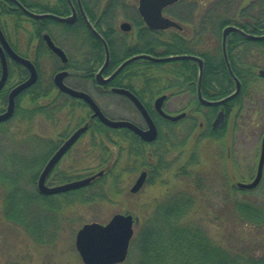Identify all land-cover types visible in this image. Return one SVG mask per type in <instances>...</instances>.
Instances as JSON below:
<instances>
[{"label":"rangeland","instance_id":"obj_1","mask_svg":"<svg viewBox=\"0 0 264 264\" xmlns=\"http://www.w3.org/2000/svg\"><path fill=\"white\" fill-rule=\"evenodd\" d=\"M107 1L103 0V6ZM249 2L251 0H245L242 4L247 5ZM116 4L120 6H116L113 10L112 17L109 18V25L117 30L119 36H127V41L131 40L135 29L133 34L124 35L120 30V24L125 21L134 24L137 17L135 12L139 6L138 0H121ZM171 11H173L172 8ZM7 19V21L6 18L5 21H0V24H3L7 31L13 32L14 23L11 21L12 19ZM22 21L24 28H31L30 22L24 19ZM22 30L18 34L21 38L20 49L29 53L30 51L27 49L29 37ZM12 36L15 41L14 35ZM259 54V60H262L260 63L263 64L264 55L260 52ZM30 57H32L31 52ZM43 63L44 71H49L52 65L50 53ZM167 67L157 68L164 70ZM260 69L264 70V66H261ZM260 69H258V74ZM16 78L14 80L12 77L10 83L17 84L19 81ZM90 89H92L93 97L98 99L101 108L111 117H130L138 125L144 124L140 114L129 103L121 101L120 96L107 95L106 97L95 89L91 87ZM248 92L241 102L232 103L230 115L227 116L225 112L226 135L222 140L208 138V126L204 125V112L193 113L197 120L192 118L191 125H195V127L192 130L191 126V133L188 131L185 133L187 128L175 129L174 134L170 135L172 138L169 144L172 145L168 146V150L171 149L165 158L166 167L157 174L154 173L151 180L138 194H131L130 189L139 175V166L133 164L134 157H128L124 149L126 147L124 139H115L114 136L110 138L108 145L114 147L116 154L121 151L119 159L115 158L119 160L117 166L106 175L101 185H96L90 191L71 193V195L60 194V196L42 197L40 200H34L31 214L34 219L36 218L34 225L38 230L34 236L28 233L25 228L8 222L4 218L1 197L3 189H0V264H83L76 249L75 240L77 231L84 224L93 222L106 224L115 214H131L136 221L134 225L135 238L139 229H142L148 222L156 203L185 188H192L194 191V181L197 175L205 177L208 187L202 192H197V203L185 216L186 221L194 225H201L207 229L212 238L227 247L238 246L242 243L247 245L248 242L258 241V239L262 242L264 229L257 230L238 223L231 215L230 206L222 202L227 184L235 186L237 182H251L256 175L261 141L264 135V77L257 76V80L252 83ZM193 98L194 95L190 93L180 94L179 97L172 100L174 102L172 106V101H169L166 106L171 109L172 113L180 112V110L194 106ZM19 107L28 109L32 107V104L29 101H22ZM83 114L86 112L78 109L77 112L65 111L57 116V121L55 120L54 123L44 120L41 115H33L30 121L15 116L4 126L6 134H3V140L0 142V159H4L6 156L11 158L15 154L19 157L31 156L30 141L26 144L23 138L28 139L33 135L40 134L56 140L60 133L65 131L67 125H75L76 120ZM201 123L202 125H200ZM92 136L93 132L88 133L78 145L80 151L82 148H85L86 151V155H81L79 161L84 172L91 170L99 172L102 169L100 152L93 151ZM145 149L146 157L156 150L149 147ZM74 156V154L69 155L63 159L58 170L62 171V169L75 165ZM148 160L151 161L150 158ZM157 161L158 159H152L153 167ZM114 162L115 160H113ZM184 166L185 170L189 172L188 175H184ZM28 176L31 178V174ZM49 184L58 186L60 183L51 182ZM260 184L259 188L250 190L246 196L241 193L239 195L245 201L264 203V177ZM30 185L29 191L32 189L35 192L36 184ZM101 191L106 197L99 199L98 194ZM90 196L91 198H89Z\"/></svg>","mask_w":264,"mask_h":264},{"label":"trees","instance_id":"obj_2","mask_svg":"<svg viewBox=\"0 0 264 264\" xmlns=\"http://www.w3.org/2000/svg\"><path fill=\"white\" fill-rule=\"evenodd\" d=\"M22 1L31 4V6L33 5L31 0ZM119 1L121 0H108L103 6V0H84V5L88 9L90 17L97 18L98 13L102 14L103 18L99 27L102 29L111 28L110 31H112L114 27L109 25V18L112 17L115 7L120 6L116 4ZM242 2H245V0L240 2L238 0H180L174 6L167 8L165 13L182 24V31L171 29L165 30V32H153L144 27L142 23L140 24L135 18V25L140 30L135 49L130 47L127 50L128 46L125 45L127 46L126 55L147 52L151 55L164 56L187 53L200 56L205 63L202 82L204 93L216 99L227 96L234 89L235 82H233L223 58V29L227 25H234L247 33L250 32L257 35L264 33V0H251L247 5L242 4ZM62 3H64V0H56V3L51 1L50 4L44 6V3L40 1L37 7L40 9L46 8L48 12L52 11L62 16L68 12V8ZM171 8L173 11H171ZM142 25L143 27H141ZM20 27L24 28L23 21H21ZM62 27H65V25L58 24L54 20H48V29L51 28L52 30L53 28L56 30ZM27 35H30L29 31H27ZM107 35L108 33L105 34V37L110 38ZM227 41L229 62H231L233 72L242 82L241 94L233 99L230 104H227L228 108L233 102H241L246 93H249L248 90L252 83L257 80V76H260L258 69L264 66V63H260L262 60H259V52L264 55V40H247L240 34L231 33ZM11 42L13 47L23 54L24 57H30V52L20 49L21 41L19 39ZM29 43L28 40L27 49L29 48ZM41 49H43V42L40 43ZM48 54L49 52L46 51L40 52V55L46 56V58ZM116 63L115 61L113 62L114 65ZM168 65L176 79H184V83L188 87H190L192 80L197 79L198 66L191 60H177L157 64L146 61L145 63L127 66L116 79L114 86L130 87L135 90L139 84L148 83L157 96L163 91L165 82L164 70L157 67ZM38 66L40 67L39 62ZM138 66L148 67L147 73L132 72ZM10 68L11 70L16 69L17 79L24 81L28 76V72L23 67L15 65L14 62L10 63ZM52 74L53 70L51 67L49 74H41L39 82L18 98L16 117L20 116L25 121H30L33 115H41L46 119L47 117L49 119L57 117L56 102H46V98L51 95L55 96ZM213 82L217 85L216 90H213ZM22 101H29L32 107L28 109L19 107ZM5 103L6 99H1L0 110L6 105ZM215 112L204 113V125L208 126V138L222 140L226 135V124L224 123L219 130L212 129L211 119ZM225 112L227 116L230 115V110H225ZM5 124L7 125L8 123ZM5 124H0V142L3 140V134H6L4 130ZM194 127L195 125L192 126V130ZM109 134H112V136H109ZM95 135H101L106 138V140L99 142L97 140V143L93 145L96 151L100 152V166L102 167L115 160L112 166V168H115L119 163L118 159L121 151L116 154L113 150L114 147L108 145V142L113 136L115 139H121L122 135L120 132L114 133L111 130H101ZM160 137V140L156 143V150L152 153L153 160L158 159L154 166L157 173L166 167L165 158L170 153L171 148L169 150L168 148L172 145L168 141H164L162 135ZM28 139H26L27 142ZM126 139L131 143L128 157H134L133 164L139 166L142 159H146L145 161L148 163L149 158L148 156L146 157L145 148L142 146L141 141L132 133ZM30 169V158L28 156H20L19 159L13 156L11 158L6 156L4 159H0V189H3L1 197L4 218L8 222L20 225V227L25 228L28 233L34 236L38 230L34 225L36 218H33L31 208L33 203L36 200H40L41 197H36L32 189L29 191V185L34 184L33 179L28 176V174H31ZM185 169L184 166V175H188L189 172ZM196 177L194 181L195 192L192 188H185L166 196L164 200H159L156 203L154 212L149 216L148 222L144 224L142 229H139V232L133 238L129 250L130 255L123 264H264V243H262L264 240L261 242L258 239V241H251L252 243L248 242L247 245L242 243L238 244V246L227 247L212 238L207 229L201 225H194L186 221L185 216L197 203V192H202L208 187L205 177L202 178L198 175ZM102 180L104 179H101V182ZM101 182H99L100 185ZM103 193L102 191L99 192V199L106 197ZM239 193L246 196L250 192L248 190H240L236 185L227 184V190L225 195H223L222 202L230 206L231 215L238 223L257 230L264 229V203L245 201Z\"/></svg>","mask_w":264,"mask_h":264},{"label":"flooded vegetation","instance_id":"obj_3","mask_svg":"<svg viewBox=\"0 0 264 264\" xmlns=\"http://www.w3.org/2000/svg\"><path fill=\"white\" fill-rule=\"evenodd\" d=\"M19 1L24 7H26L29 11L31 10V12L33 13H37V14H45V13H53L58 17H71L73 14V11L75 10V15H74V21L70 24V23H66V22H59L56 19H49V18H44V19H38V18H33L31 16H29L27 13H25L19 6L18 4L13 1V0H0V21H6L9 19H12L11 21H13L14 25H13V32L11 31H7L6 27L3 24H0V30L1 32H3L5 38L7 39V41L9 42L10 46L13 48L14 52L18 53L19 55L23 56V54L19 53L12 45L13 41V36L15 37V41L17 39H19L21 41V38L18 36L19 31H21V27H20V23L22 21V19H24L25 21H28L31 23V28H23L22 31H25L27 33V31H29L30 35L28 36L29 38V51L32 53V57H25L27 59H29L36 67V70L38 72V80L36 81L35 84H33L31 87H29L28 89H26L25 91H23L22 93H20L16 99H15V113L17 110V102H18V98L24 94V92H27L28 90H30L32 87H34L40 79L41 74L45 75V74H49V71H44L43 69V62L44 60H47L46 56H41L40 52L42 51H46L49 52L51 55V60H52V65H53V74H52V82L54 85V92H55V96L51 95L48 98H46V102H51V103H55L56 102V111H57V116H59V114L64 113L65 111L67 112H77L78 110H82L85 111L86 114H83L82 116H80L81 118H76L77 122L75 125H67V128L65 129V131L63 133H60L59 137L54 140L52 138L49 137H45L42 136L40 134H36L31 136L28 141H30V146H31V156L29 155L28 158H30V172H31V179H33L34 184H36V190H35V194L36 197H51V196H60L61 195H71V193H81V192H87L90 191L91 188L95 187L96 185L99 184V182H101V179H105L106 175H108L111 170H112V166L114 165L113 161L112 163L109 162V164L103 165L100 169L99 172H95L93 170L89 171V172H84L81 168V163L80 161V156L81 155H86V151L85 148H82L81 151L79 150L80 147L78 148V145L80 143V140L85 137L86 135H88V133H92L93 132V136H92V146L94 144L97 143L99 141H103L106 140L105 137L99 135H95L96 133H98V131L101 130H106V131H116V132H120L121 139L125 140V146L124 149L126 150L127 154L130 151V142H128V139H126V137L129 136L130 133H132L136 138H138V140L141 141V144L144 148L149 147L154 149L156 147V143L160 140V136L162 135L164 137L165 141H168L170 143L171 140V136L172 134H174L175 129L181 127L182 128H187V130L185 131V133L188 131L190 133L191 131V121L192 118L197 120V118L195 117V115H193V113H200V112H211V111H216L215 115L212 117L211 119V124H212V129L213 130H218L220 129L214 128V124L213 122L215 121V119L218 116V113L221 110H231V106H229L227 108V104H230V102L221 105V106H205L202 104H199L198 102V94H197V90H198V78H199V73L197 76L196 80H192L190 82V87L187 86V84L184 83V79L181 78H177L176 76L173 75V73L171 72V68L168 65L167 69L164 68V73L163 75L165 76V82H164V86H163V91L161 93H159L157 96L154 94V90L152 89V87L148 84H139L137 87V89L132 90L130 87H116L114 86V83L116 81V79L118 78L119 75L122 74V72L126 69H123L120 73H118L116 75V77H114L112 80H110L109 82H106V84H102L99 82V78L97 77L98 73L103 69V66L107 60V51H106V47L104 46L103 42L95 35V33L90 29V27H88L87 22H86V18L85 16L88 18L90 24L92 27H95V29L97 30V32L105 39L106 41V45L107 47H109V62L106 65V69L102 72L101 78L106 80V78H108L110 75H112L116 69L118 68V66L123 63L124 61H126V59L131 58L133 56H135L136 54H149V53H136V54H132V55H126V51L128 49H130V47H132V49H135V44L138 38V33L140 28H137V26L133 23H129L132 28L130 31H125L122 29V24H120V30L124 35H127L128 33L133 34V31L135 29L134 34L131 37V40H126L127 36H118L117 34V30H112L110 31V29L108 28H101L99 27V24L103 18L101 13L97 14V18H92L90 17V15L88 14V9L87 7H85L84 5V0H70V2L68 0H64V3H62V5H64L66 8H68V12L65 15H58L54 12H48L46 8H38L37 5L40 3V1L42 3H44V6H46V4H50V2L53 0H31L33 5L31 6V4H28L26 2H23L22 0H17ZM54 3H56V0H54ZM83 11H82V9ZM167 9V8H166ZM165 9V10H166ZM84 12V14H83ZM137 17L136 20L141 24L144 25V27H147V25H145L142 16L139 14V11L137 10V12H135ZM164 15H167V13H165L164 11ZM168 16V15H167ZM169 18H171L170 16H168ZM172 20H174L173 18H171ZM48 20H54L56 21L58 24H63L65 25V27L62 28H58L56 30H54L52 28L48 29ZM175 21V20H174ZM143 25L141 27H143ZM148 28V27H147ZM149 29V28H148ZM174 28H169V29H165V30H171ZM165 30H155V31H162L165 32ZM176 30V29H174ZM153 31V32H155ZM108 33L107 36L105 37V34ZM259 34H264V33H259ZM45 35H48L50 37V39L55 43V45L59 48L62 49V51L65 52L66 55V59L67 61H63L54 51L50 50L46 40H45ZM257 35V34H255ZM228 39V38H227ZM43 42V49L40 50V43ZM112 43V44H111ZM127 45V46H125ZM127 48V50H126ZM189 54V53H187ZM151 55V54H149ZM171 55H176V54H171ZM192 55V54H190ZM152 56H164V55H152ZM195 56V55H193ZM7 57V64H8V77L6 80L5 85H3V88L0 90V102L1 99H6V105H5V110H4V106L3 108L0 110V114H5L7 107H8V103H9V97L10 94L12 92V90L18 86L21 83H24L29 77H30V71L27 67L17 63L15 60H13L8 54H6ZM24 57V56H23ZM167 57V56H164ZM198 57V56H196ZM200 57V56H199ZM202 58V57H200ZM190 60V59H188ZM203 60V58H202ZM115 61V65L113 64V62ZM146 61L152 62L148 59H138L128 65H136L139 63H145ZM192 61V60H191ZM14 62L15 65H17L18 67H23L26 72H28V76L23 80L18 79V83L17 84H13L10 83V79L11 76L14 77V80L16 78V69L11 70L10 68V63ZM38 62L40 63V67L38 66ZM167 62H171V61H167ZM194 62V61H193ZM154 63V62H152ZM157 63H163V62H157ZM155 63V64H157ZM196 63V62H194ZM204 63V61H203ZM198 66V71H199V64L196 63ZM51 65V67H52ZM205 66V63H204ZM39 67V68H38ZM147 69L148 67H144V66H138L136 67V69H133L132 72H138L141 74H146L147 73ZM41 70V72H40ZM67 72V75L65 76L64 80V84L66 86H68L69 88H71L72 90H77L83 93H87L92 99H94L95 103L99 106V108L102 110V112L104 113V115L112 120H126V121H131L132 123H134L138 128H142L143 130H148L150 127L148 126V123L145 119V117L142 116L139 108H137L135 106V104L133 103V101L130 98H127L125 95L120 94V93H116L114 91V89L117 88H123V89H128L130 92L133 93V95L137 98H139V100L141 101V103L143 104V106L146 108L148 114L150 115V117H152V120L155 124V127H157V131H158V135H157V139L153 140V141H146L145 139L141 138V136L137 135L134 133V131H132L131 129H127V128H112V127H107L104 123H102L101 120H99L98 118L94 117L93 115V110H91L89 103L84 100L83 98L80 97H73L72 95H70L69 93H67L66 91H61L59 89V87L56 84L55 81V76L59 73H64ZM204 72V69H203ZM2 64H1V60H0V79L2 77ZM204 78V75H203ZM203 78L201 81V84L203 82ZM17 79V78H16ZM234 82V81H233ZM95 89V91H97L99 94L101 95H105L107 97V95H111V96H120L121 101H125L127 104L129 103L136 111L138 114H140L141 118H143L144 124L143 125H138L137 123L134 122L133 118H126V117H118V118H113L111 117L109 114H107L100 106L98 99H95L92 95V89ZM217 85L216 83L213 82V90H216ZM235 88V86H234ZM234 90V89H233ZM232 90V91H233ZM231 91V92H232ZM193 94L194 98L193 101L195 102L194 106L187 108L185 110H180V112H170L171 109L167 108L166 104L169 103V101H172L174 98L179 97L180 94ZM201 93L203 94V97L206 98L207 100H219L216 99L215 97H209L207 96L204 91H203V84L201 85ZM161 96H166L164 102L162 103V109L163 111L167 114V115H172V116H178L180 114H185L183 117H181L178 120H174V119H168L167 117L163 116L155 107V102L157 101V99H159V97ZM173 101L171 102V106L173 105ZM4 110V111H3ZM15 113L13 115L12 118H10L9 120L5 121V122H1L0 124H5L10 122L14 117H15ZM42 117V116H41ZM44 120L46 121H50L52 123H54V121H57V117L54 119H49L47 117L44 118L42 117ZM59 118V117H58ZM204 118H205V114H204ZM81 121V122H80ZM95 122V123H93ZM96 125V127H95ZM202 125V123L200 124ZM92 126H94L92 128ZM83 127H87L85 132L82 133L78 139L76 140V142H74L73 144H71L68 149L65 151L64 155L59 159V161L55 164L54 168L50 171V173L47 175L46 179H45V185L48 187H54L57 185H51L49 183L51 182H57L60 183L59 185H67L70 184L72 182H77L80 181L81 179H86V178H90L92 176L98 175L101 171L103 172V174L101 176H97L96 178L91 180V183L87 186H83L81 188L78 189H70V191H65L64 193H58V194H51V195H44L40 192L39 188H38V182L40 180L41 174L44 170V168L47 166V164L49 163V161L55 156V154L66 144L68 143V140L75 135L78 132V129L83 128ZM222 127V126H221ZM95 128V129H94ZM166 135V136H164ZM171 135V136H170ZM109 136H112V134ZM97 137V138H96ZM25 139V143L27 144V138H23ZM21 143V141H20ZM24 146V144H23ZM111 147V146H110ZM96 149L93 147V151H95ZM114 150V148H113ZM146 150V149H145ZM261 152V149H260ZM153 152H151L148 155V158H150L151 161H149L148 163H146V159H142L141 163L139 165V175L138 177L145 172L146 173V182L144 184V186L151 180L152 175L157 172H155V168L152 166V159H153ZM75 155L73 158V162H75V165H71L69 168L66 169H62V171L58 170V166L60 164V162H62L63 159L67 158L69 155ZM261 155V153H260ZM14 158H18L19 159V155H12ZM84 159V158H82ZM259 164V163H258ZM80 169V171H79ZM257 169H258V165H257ZM257 171V170H256ZM138 177H136L135 182L137 181ZM143 186V187H144ZM142 187V188H143ZM142 191V189H141ZM140 191V192H141ZM139 192V193H140ZM131 193V192H130ZM133 194V193H132ZM135 195V194H133Z\"/></svg>","mask_w":264,"mask_h":264},{"label":"water","instance_id":"obj_4","mask_svg":"<svg viewBox=\"0 0 264 264\" xmlns=\"http://www.w3.org/2000/svg\"><path fill=\"white\" fill-rule=\"evenodd\" d=\"M15 1L18 6L29 16L33 18L38 19H44V18H53L56 19L59 22H66V23H72L74 21V15L75 10L73 11V14L71 17H58L53 13H45V14H37L29 11L26 7H24L19 1ZM70 2V0H68ZM180 0H138V11L139 14L142 16L143 21L145 22V25L149 27L150 30H165L169 28H174L178 30H182L183 27L180 23L177 21L172 20L168 16L164 15V9H166L169 6L174 5ZM82 9V8H81ZM83 11V9H82ZM84 14V12H83ZM86 22L88 27L95 33V35L103 42L104 46L106 47L107 51V60L103 66V69L98 73L97 77L99 78V82L102 84H106V82H109L112 80L118 73H120L123 69L126 68V65L138 60V59H148L154 63L157 62H163L167 63V61H177V60H187L190 59L196 63L199 64V78H198V102L199 104L205 105V106H221L228 102H230L232 99H235L241 94L242 89V82L238 79L235 72H233L231 67V62H229L228 57V51H227V38L231 33L240 34L247 40L252 41H259L264 40V34H258L255 35L253 33H247L244 30L240 29L239 27H235L233 25H228L223 30V36H222V52H223V58L224 62H226L227 70L230 73V76L232 80L235 82V88L230 93V95L225 96L223 98H220L219 100H207L203 97V94L201 93V81L203 78V69H204V63L202 58L199 56H193L190 54H177V55H167V57L164 56H152L149 54H136L135 56L126 59L123 63H121L116 71L110 75L106 80L101 78L102 72L106 69V65L109 62V47L106 45L105 39L97 32L95 27H92L88 18L85 16ZM122 29L125 31H130L132 26L129 24V22L122 23ZM45 40L50 48V50L54 51L63 61H67L65 52L62 51V49H59L55 43L50 39L48 35H45ZM6 54H8L13 60H15L17 63L27 67L30 71V77L24 82L16 86L9 97V103L7 110L5 114H0V123L5 122L13 117L15 113V99L16 97L31 87L33 84L36 83L38 80V72L36 70L35 65L27 58L19 55L18 53L14 52L13 48L10 46L9 42L5 38L3 32L0 30V60L2 64V77L0 79V90L3 88V85H5L7 77H8V64H7V57ZM259 74L264 77V70L260 69ZM67 75V72L64 71V73H59L55 76V81L57 86L61 91H66L73 97H80L86 100L91 110H93V116L98 118L102 121L107 127L112 128H127L134 131L135 134L141 136V138L145 139L146 141H153L157 139L158 131L157 127H155V124L152 120V117L148 114L146 108L143 106L139 98L135 97L132 92H130L128 89L123 88H117L114 89V91L120 94L125 95L127 98H130L135 106L139 108L141 114L143 117H145L148 126L150 127L148 130H143L142 128H138L134 123L131 121L126 120H112L107 118L102 110L99 108V106L95 103L94 99H92L87 93H83L80 91H75L69 88L64 84V78ZM166 96H161L157 101L155 102V107L157 110L168 119H174L178 120L181 117H183L185 114H180L178 116H172L167 115L163 109H162V103L164 102ZM225 121V113L224 110H221L218 113L217 118L213 122L214 128L217 129L223 125ZM87 127H83L78 129V132L73 135L69 140L68 143H66L56 154L55 156L49 161L47 166L44 168L40 180L38 182V188L40 192L44 195H51V194H58V193H64L65 191H70V189H78L83 186H87L91 183V180L96 178L97 176H101L103 172L101 171L98 175L92 176L90 178L81 179L77 182H72L67 185H58L54 187H48L45 185V179L47 175L50 173V171L54 168L55 164L59 161V159L64 155L65 151L68 149V147L76 142L78 137L85 132ZM262 146H261V155L259 158V165L258 169L256 171L255 178L251 182H237L236 185L241 190H256L257 187H259L264 177V135L262 138ZM146 182V173L143 172L137 179V181L132 185V188L130 189L131 194H137L141 191L142 187L144 186ZM136 221L133 215L131 214H115L113 217L108 221L106 224H100L97 222L93 223H87L84 224L81 229L77 231L76 235V249L78 251V254L81 256L83 264H122L125 262V260L129 256V249L131 246V241L134 237V225Z\"/></svg>","mask_w":264,"mask_h":264},{"label":"bare ground","instance_id":"obj_5","mask_svg":"<svg viewBox=\"0 0 264 264\" xmlns=\"http://www.w3.org/2000/svg\"><path fill=\"white\" fill-rule=\"evenodd\" d=\"M242 90V89H241ZM230 95V94H229Z\"/></svg>","mask_w":264,"mask_h":264}]
</instances>
